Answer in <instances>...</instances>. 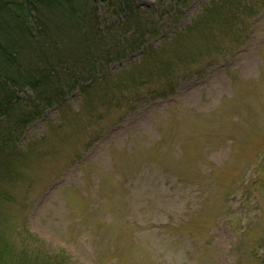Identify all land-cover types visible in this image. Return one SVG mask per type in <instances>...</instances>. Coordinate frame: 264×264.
<instances>
[{
	"label": "rangeland",
	"instance_id": "obj_1",
	"mask_svg": "<svg viewBox=\"0 0 264 264\" xmlns=\"http://www.w3.org/2000/svg\"><path fill=\"white\" fill-rule=\"evenodd\" d=\"M160 1L139 0H171ZM114 2L81 20L110 19ZM208 3L169 19L151 44ZM249 29L166 99L93 112L76 96L32 123L0 169L8 240L33 235L74 264H264V8Z\"/></svg>",
	"mask_w": 264,
	"mask_h": 264
},
{
	"label": "trees",
	"instance_id": "obj_2",
	"mask_svg": "<svg viewBox=\"0 0 264 264\" xmlns=\"http://www.w3.org/2000/svg\"><path fill=\"white\" fill-rule=\"evenodd\" d=\"M100 1L114 2L0 0L1 170L24 131L71 98L79 96L80 107L95 112L103 105L135 100L140 106L169 97L192 66L209 68L214 55L230 56L243 45L264 8V0H210L189 24L174 28L170 42L155 47L151 43L161 37L162 19L178 18L195 0H172L167 8L115 0L121 14L81 20ZM209 52L214 54L207 58ZM126 60L133 63L125 66ZM16 240L12 244L0 228V264H74L64 250L33 235Z\"/></svg>",
	"mask_w": 264,
	"mask_h": 264
}]
</instances>
